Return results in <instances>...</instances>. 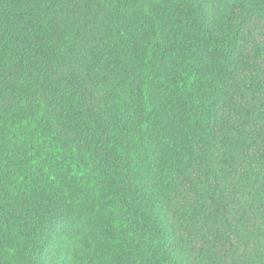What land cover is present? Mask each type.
<instances>
[{"label":"trees","instance_id":"1","mask_svg":"<svg viewBox=\"0 0 264 264\" xmlns=\"http://www.w3.org/2000/svg\"><path fill=\"white\" fill-rule=\"evenodd\" d=\"M0 264H264V0H0Z\"/></svg>","mask_w":264,"mask_h":264}]
</instances>
